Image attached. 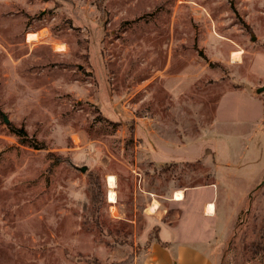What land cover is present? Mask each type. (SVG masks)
Wrapping results in <instances>:
<instances>
[{"label": "rangeland", "instance_id": "1", "mask_svg": "<svg viewBox=\"0 0 264 264\" xmlns=\"http://www.w3.org/2000/svg\"><path fill=\"white\" fill-rule=\"evenodd\" d=\"M258 88L264 0H0V264L128 261L151 199L174 214L172 187L214 181L215 236L198 247L264 264ZM207 194L188 193V229Z\"/></svg>", "mask_w": 264, "mask_h": 264}, {"label": "crops", "instance_id": "2", "mask_svg": "<svg viewBox=\"0 0 264 264\" xmlns=\"http://www.w3.org/2000/svg\"><path fill=\"white\" fill-rule=\"evenodd\" d=\"M162 157L161 159L163 160L169 159L164 156ZM217 185L218 182L214 181V183L205 182L201 185L188 186L183 189L172 187L167 201L174 208H178L179 212L174 214H169L167 208L161 207L159 199H165L164 197L151 199L150 203H147L141 209L146 220V233L143 236H133L138 243L146 242L148 245L139 256H134L132 264H214L210 256L204 253L198 245H209L215 236V209L209 215L205 208L206 205H212L215 208ZM201 189L207 190L209 193L199 202L202 210L201 213L205 218L203 222H200V220L199 222H194L192 229H188V226H191V224L187 223L186 225V223L182 222L184 210H187L192 204L187 199V195L192 190ZM177 192L183 194L182 200H175L173 197ZM153 201L157 203V207L148 212ZM110 208L115 209L116 206H110ZM113 219L116 218L114 217ZM129 222L135 225L134 220L130 219ZM152 229L155 230V234L152 239H149V231Z\"/></svg>", "mask_w": 264, "mask_h": 264}, {"label": "bare ground", "instance_id": "3", "mask_svg": "<svg viewBox=\"0 0 264 264\" xmlns=\"http://www.w3.org/2000/svg\"><path fill=\"white\" fill-rule=\"evenodd\" d=\"M26 40L29 43L35 42V41L38 40V36H37L36 33H28L27 36H26ZM63 48H62V44L61 45H55L54 46V50L56 52H61L63 50ZM106 182H107V185L109 187L108 192H107V195H106L107 200H108L109 203H115V193L113 191V188L115 186V179H114L113 176H107L106 177ZM182 198H183V194L181 192H177L175 194V200H182ZM156 207L157 206L153 204L152 207H151V210L156 209ZM205 209H206V212L209 215H211L214 208H213L212 205H206V208Z\"/></svg>", "mask_w": 264, "mask_h": 264}, {"label": "trees", "instance_id": "4", "mask_svg": "<svg viewBox=\"0 0 264 264\" xmlns=\"http://www.w3.org/2000/svg\"><path fill=\"white\" fill-rule=\"evenodd\" d=\"M14 132L16 133V135H19V136L21 137V139H22V138L26 139V138H25V134H24V132H23L21 129L16 130V131H14ZM29 143H31V142H29ZM30 145H33V144H30ZM33 146H35V147H34L35 149H40V147L37 146L36 144H34ZM147 245H148V244H146V247H147ZM133 258H134V257H133ZM133 258H131L130 260L125 261V262H119L118 264H131ZM130 261H131V262H130Z\"/></svg>", "mask_w": 264, "mask_h": 264}, {"label": "water", "instance_id": "5", "mask_svg": "<svg viewBox=\"0 0 264 264\" xmlns=\"http://www.w3.org/2000/svg\"><path fill=\"white\" fill-rule=\"evenodd\" d=\"M263 90H264V88H258V89L256 90V92H257V93H260V92L263 91ZM0 114H1V117H2V121H3V123L6 124V125H8L10 122H9L7 116L4 115V114H2V113H0ZM86 170H87V167H86V166H83V167L80 168V172H81V173H85Z\"/></svg>", "mask_w": 264, "mask_h": 264}, {"label": "built area", "instance_id": "6", "mask_svg": "<svg viewBox=\"0 0 264 264\" xmlns=\"http://www.w3.org/2000/svg\"><path fill=\"white\" fill-rule=\"evenodd\" d=\"M174 197V196H173ZM175 198V197H174Z\"/></svg>", "mask_w": 264, "mask_h": 264}]
</instances>
